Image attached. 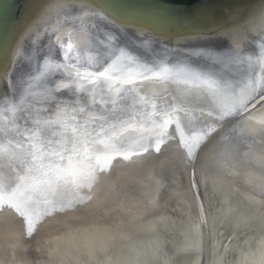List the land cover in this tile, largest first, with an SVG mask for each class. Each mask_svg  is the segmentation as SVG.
Returning <instances> with one entry per match:
<instances>
[{
  "label": "bare ground",
  "instance_id": "6f19581e",
  "mask_svg": "<svg viewBox=\"0 0 264 264\" xmlns=\"http://www.w3.org/2000/svg\"><path fill=\"white\" fill-rule=\"evenodd\" d=\"M68 1L31 0L23 10V15L34 17L21 19L20 54L15 62L11 59L21 71L30 66L34 70L20 72L26 81L0 77V94L10 98L0 100V109L15 107V113L5 111L4 115L16 120L22 131L36 127V120L57 119L56 104L77 99L74 90L55 93V102L44 94L56 80L66 79L63 73L32 79L43 71L50 36L53 40L60 36L65 45L71 41L72 62L91 65L94 71L111 62L114 57L109 52L124 48L146 60L159 54L167 56L170 64H190L214 74L220 87L211 92L193 84L141 80L122 86V96L105 92L103 98L115 99L116 105L106 109L95 104L86 113H76L83 124L89 119L87 112L110 114L108 110L115 107L125 119L127 114L136 116L137 126L143 124V128L110 140L93 136L89 143L93 158L110 163L103 172L97 171L91 186L85 181L61 189L48 196L51 203L42 198L33 210L36 223L30 236L25 219L7 207L6 200L0 201V264H260L264 254V103L243 116L232 108L249 81L259 79L264 91V72L257 64L249 68L246 62L236 61L232 48L238 45L242 55L255 60L259 45L264 44V20L246 24L245 31L225 27L221 33L228 37L199 39L188 36L193 19L180 25L171 9L152 6L150 0H125L132 9L131 18L127 25L116 20L119 27L86 14L89 8L99 10L98 0H84L47 18L41 9L36 11L59 10ZM228 6H223L224 19L241 21L244 11L234 14ZM6 16L7 7L0 3V30L7 24ZM218 16L216 9H205L193 18L213 23ZM168 32L183 36L168 46L163 39ZM5 39L7 35L0 34V51ZM196 48L218 52L219 61L189 58L187 52ZM51 54L63 59L58 45ZM79 99L82 106L89 103L87 93ZM164 120L169 123L161 138L154 124ZM93 126L99 128L98 123H89V131ZM20 139L0 134L3 197L15 188L23 170L24 149L17 147ZM193 140L199 143L190 157L188 145ZM132 150L137 154L124 159L123 153ZM193 188L203 206L202 220Z\"/></svg>",
  "mask_w": 264,
  "mask_h": 264
},
{
  "label": "snow or ice",
  "instance_id": "6c2138e0",
  "mask_svg": "<svg viewBox=\"0 0 264 264\" xmlns=\"http://www.w3.org/2000/svg\"><path fill=\"white\" fill-rule=\"evenodd\" d=\"M98 11L92 8L87 9L88 15L107 20L116 27V20H120L127 25L131 18L132 9L125 0H98ZM111 17V19H109ZM264 19V15L261 16ZM193 34L199 35L195 29H190ZM58 45L63 55L62 60L52 56L53 46ZM3 51L8 52L7 40L3 42ZM259 55L253 59L250 55H242L239 46L232 48V56L236 61L246 62L251 68L257 64L264 72V44L259 45ZM73 43L69 41L66 45L61 41L60 36H55L54 40L50 36L49 54L44 57L43 71L32 79L39 81L45 76L54 78L57 74L63 73L66 79L56 80L55 83L45 88L44 94L55 102V93L62 90H74L77 99L69 102H59L56 104L58 110L57 119L36 120V127H28L21 130L16 120L9 121L4 112L15 113V107L6 110L0 109V134L5 136L15 134L21 139L17 142V147L24 149L20 163L23 166L21 173L17 175L15 188L7 195L0 196V201L7 202V207L12 208L18 215L25 219L27 224V234L30 236L35 228L36 219L33 218V210L36 205L41 203H51L48 200L50 194H55L61 189L70 186H79L85 181L89 186L97 179L96 173L103 172L110 161L101 163L100 157L93 158L92 149L89 143L93 136L104 137L107 140L113 139L129 130L138 131L143 128V124L137 126V117L127 114V119L121 111L115 107L110 108V114L103 112H87L89 117L83 124L76 113H86V108L91 105L100 104L108 109L109 105H116L115 99L105 100V92L114 93L122 96L124 85H135L138 81L155 79L157 81H175L185 84H193L196 87H205L211 92L219 90V83L214 78V74H205L187 63L170 64L167 56L161 57L159 54L152 60L142 59L141 57L125 51L124 48H117L109 52V56L114 57L102 70H92L91 65L81 67L78 61L73 63L74 57L70 55ZM118 53V54H117ZM20 54V47L12 51L13 62ZM189 58L200 57L208 60L219 61L220 54L212 52L207 48H196L187 52ZM259 76V74H257ZM259 79L249 81L247 91H242L236 98L232 112L239 109L240 113L250 110L249 102L258 95L250 106L255 107L256 103L264 102V91L260 90ZM33 85L28 84V88ZM134 91V89H132ZM87 93L89 103L82 106L79 97ZM99 97V98H98ZM142 101L147 103L143 96ZM155 108V105H152ZM225 113L224 115H227ZM223 118V117H221ZM27 123V120H26ZM89 123L96 125L89 131ZM168 120H164L154 127L160 129L158 137L164 136ZM103 142V141H101ZM199 141L193 140L188 145V155H194L193 149L198 146ZM115 148V145L112 146ZM144 152L148 151L146 146L141 145ZM156 151H160V141L156 143ZM137 154L135 150L123 153L124 159H129L131 155ZM95 159V163L93 162ZM2 210V207H0ZM38 219V217H37ZM260 264H264V254Z\"/></svg>",
  "mask_w": 264,
  "mask_h": 264
},
{
  "label": "water",
  "instance_id": "95a60500",
  "mask_svg": "<svg viewBox=\"0 0 264 264\" xmlns=\"http://www.w3.org/2000/svg\"><path fill=\"white\" fill-rule=\"evenodd\" d=\"M152 2V6H160V7H167L172 10L173 13L176 14V18L180 25L182 23H186L187 21H190V29H195L199 35H195L192 33V31L189 29L191 32L189 37L195 36L196 38L202 39L204 37H228L221 32H223L226 29H239V31H245L246 29V24H253L256 25L259 21H262L264 19H261V16L264 15V0H150ZM31 0H0V3L4 5V7H7V22L6 25L0 30V34H6L7 35V47H8V52L7 54L4 53L3 49L0 51V77L2 75H8L9 78H12L13 80L21 79L23 81H26L25 78L26 76L20 75V72L28 73L31 74L33 72V67L30 66L29 69H24L21 71V66H15L12 63V51L17 48L19 45L17 43V39L20 37V27L19 23L22 18H31L34 17V14H25L23 15V10L29 4ZM85 2L84 0H69L63 7L62 9L59 10H54L53 8H48V9H42L38 8L36 11H39L40 9L42 10V16L43 18H47L48 15L50 14H55L58 12H65L70 9L71 6L77 5V3ZM228 6L232 7V11L234 14H237L239 12L244 11V15H241L242 17L240 18L241 21H230V20H225L224 17H226L225 9H223V6ZM159 7V8H160ZM244 8V9H243ZM207 9L208 11L216 9L217 13L219 16L217 17V21L213 23H209L207 20L201 18V19H194V13L200 10H205ZM246 21H250L247 23H244ZM260 23V22H259ZM184 26V24H183ZM128 27H130L128 25ZM231 30V29H230ZM177 35L174 32H168L164 33V40L167 41V44L169 46L170 43L174 42L177 37ZM183 36V35H180ZM179 36V37H180ZM166 37V38H165ZM195 39V38H194ZM28 43V41L26 42ZM26 68V67H25ZM102 70V69H100ZM65 78V77H64ZM63 79V78H61ZM30 80V79H29ZM28 80V81H29ZM3 101H8L10 100L9 97L6 98L5 94L2 93L0 94V100ZM259 96L257 95L254 100L249 102V111H252L256 108H258L262 103H256L255 107H251L250 105L252 103H255V100H258ZM247 111V112H249ZM247 112H243V114L238 112V116H243ZM190 177V182L192 183V177L191 174L189 173ZM193 186V184H192ZM194 189V188H193ZM197 209L200 214V212H203V206L200 204L198 200V195L194 189L193 192ZM200 218L202 220L201 214Z\"/></svg>",
  "mask_w": 264,
  "mask_h": 264
}]
</instances>
